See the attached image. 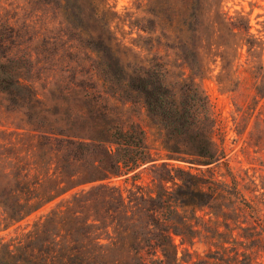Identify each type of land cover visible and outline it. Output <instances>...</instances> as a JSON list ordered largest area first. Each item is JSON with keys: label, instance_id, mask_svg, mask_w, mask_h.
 <instances>
[{"label": "rangeland", "instance_id": "rangeland-1", "mask_svg": "<svg viewBox=\"0 0 264 264\" xmlns=\"http://www.w3.org/2000/svg\"><path fill=\"white\" fill-rule=\"evenodd\" d=\"M66 3L65 11L60 0H0V62L4 63L0 77L10 88L8 93L0 90V193L20 181H32V176H44L42 181L51 184L85 183L0 231V241L30 229L35 220L65 204L81 188L106 183L126 191L136 173V184L150 188L153 177L167 176L163 168L152 171L151 163L165 161L217 182L213 189L217 195L208 203L213 209L204 206L196 211L198 231L184 239L173 236L183 264H264V231L255 222L256 216L264 221V121L252 116L240 134L248 121L242 111L253 105L249 85L238 83L234 76L225 78L221 69L235 62L218 56L222 46L234 40L232 34L216 22L208 6L196 13L195 21L202 22L198 31L186 33L179 12L160 11L153 27L147 19L153 14L141 8L139 0ZM225 9L230 15L242 12L248 17L251 32L260 40V48L249 59L264 64V0H226ZM170 19L175 21L172 27ZM141 25L150 33L140 30ZM189 50L200 57L192 75L221 121L222 134L216 139L224 137V164L166 159L182 154L178 151L189 145L170 134L147 109L139 91L142 72L151 64H161L169 69L167 80L179 98L182 78L190 74L182 54L189 56ZM245 61L243 50L240 62ZM17 78L23 85L16 84ZM130 125L142 130L155 161L122 174L108 149L115 153L113 132ZM106 171L113 173L92 180ZM223 178L252 207L225 196Z\"/></svg>", "mask_w": 264, "mask_h": 264}, {"label": "trees", "instance_id": "trees-1", "mask_svg": "<svg viewBox=\"0 0 264 264\" xmlns=\"http://www.w3.org/2000/svg\"><path fill=\"white\" fill-rule=\"evenodd\" d=\"M225 1L206 0L203 5L201 0H139V5L153 14L154 18H147L153 27L158 24L160 11L181 13L186 33L198 31L202 22L195 21L196 13L200 9L204 11L203 6H208V12L216 15V22L232 34L234 40L225 43L222 54L218 56L221 60L231 58L235 62L229 69H221L225 78L230 80L234 76L239 79L238 83L245 81L249 85L253 105L250 103L242 111V116H248L240 131L243 134L252 116L264 121V64L249 59L260 48V40L251 32L248 17L242 12L230 15L225 9ZM60 2L66 11L69 7L66 0ZM173 20L170 19V27L175 24ZM139 29L148 33L151 31L145 25L139 26ZM243 50L246 61L241 63ZM189 54H182L190 74L182 78L179 98L176 88L167 80L169 69L161 64H151L142 72L139 91L147 109L170 134L189 145L187 150L178 151L182 154L168 155L166 159L204 166L224 164V137H218L219 141L216 139V135L222 134L221 121L214 114L196 76L192 75L194 64L198 65L200 60L199 54L193 50H189ZM3 67L4 63L0 62V73ZM150 76H154L153 79ZM4 81L0 77V90L8 93L10 88ZM16 84L23 85V82L17 78ZM113 136L116 151L113 153L108 149V154L114 156L119 173L127 174L155 161L147 149L142 130L130 125L126 130L116 129ZM158 168L166 170L167 176L153 177L150 188L136 184L135 178L139 177L136 173L132 175L133 186L127 192L106 183L72 192L65 199V204L35 220L30 229L8 240L1 237L0 264H183L176 254L173 236L184 239V235L198 231L197 224H194L199 218L196 211L204 206L213 209V203L211 206L208 203L217 195L213 192L217 182L165 161L151 163L152 171ZM172 170L178 174H173ZM111 173L106 171L92 180L106 178ZM28 176L24 175V179ZM43 177L32 176V181H20L15 188L0 193V231L85 183L67 185L58 181L51 184L42 181ZM220 185L225 196L234 197L243 206L252 207L225 178ZM210 213H213L212 210ZM255 222L264 231V221L260 216L255 217ZM193 239L194 236H191V244Z\"/></svg>", "mask_w": 264, "mask_h": 264}]
</instances>
